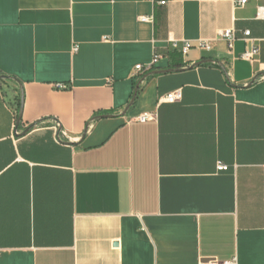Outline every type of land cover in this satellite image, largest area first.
<instances>
[{
    "label": "crops",
    "instance_id": "obj_1",
    "mask_svg": "<svg viewBox=\"0 0 264 264\" xmlns=\"http://www.w3.org/2000/svg\"><path fill=\"white\" fill-rule=\"evenodd\" d=\"M238 1L0 0V264H264V0Z\"/></svg>",
    "mask_w": 264,
    "mask_h": 264
},
{
    "label": "built area",
    "instance_id": "obj_2",
    "mask_svg": "<svg viewBox=\"0 0 264 264\" xmlns=\"http://www.w3.org/2000/svg\"><path fill=\"white\" fill-rule=\"evenodd\" d=\"M247 0H241L237 2V5L239 6H244L246 5ZM162 5H165L164 2L161 3ZM259 17H264V9H260L259 11ZM144 22L150 21L151 19L149 17H143L141 19ZM246 35H248V33H246ZM222 38L228 43V46L230 49L233 48V43L235 41V36L233 34L232 31H226L223 35ZM172 48L173 50L178 51L182 56H186L188 55V53L192 50V49H197L199 51H210L212 49L211 45L209 43H207L206 41H197L196 43L190 42V41H185L182 44H179L177 42H173L172 43ZM260 49L253 47L252 49H247L243 55L241 56V58L245 61L248 62H253L255 60V58L257 57V55L259 54ZM159 56H154V60H153V64L150 68H153V66L158 62L159 60ZM137 75L138 73L143 71V67L142 66H137L135 68ZM136 75V76H137ZM58 88L61 89H66V86L64 85H59ZM182 91L181 90H176L173 91L169 94H167L164 98L163 101L165 103H176L182 100ZM157 118V114L156 113H152V112H148V113H143L142 115L136 117L135 121L139 122V123H147V122H152L155 121ZM55 129L57 131L60 130V124L59 123H55ZM66 137V134L63 133L62 131L59 132L58 134V139L62 140L63 138ZM219 170L221 171H226L227 168L225 166H220ZM207 264H238L237 259H232L230 261H225V262H218V261H210Z\"/></svg>",
    "mask_w": 264,
    "mask_h": 264
},
{
    "label": "water",
    "instance_id": "obj_3",
    "mask_svg": "<svg viewBox=\"0 0 264 264\" xmlns=\"http://www.w3.org/2000/svg\"><path fill=\"white\" fill-rule=\"evenodd\" d=\"M206 62H209V61H201V62H199V63H196L195 65H193V68L194 67H198L199 65H201V64H204V63H206ZM172 70H169V71H161V72H156L155 74H161V73H166V72H171ZM6 77H3V76H0V79H5ZM135 98H136V96L133 98V100H132V102H131V105L130 106H132L133 104H134V102H135ZM23 103H24V98H23V96H22V99H21V104H22V106H23ZM128 110V109H127ZM21 119H22V114L20 113V116H19V119H18V122H17V125H19V123L21 122Z\"/></svg>",
    "mask_w": 264,
    "mask_h": 264
},
{
    "label": "trees",
    "instance_id": "obj_4",
    "mask_svg": "<svg viewBox=\"0 0 264 264\" xmlns=\"http://www.w3.org/2000/svg\"><path fill=\"white\" fill-rule=\"evenodd\" d=\"M143 77H144V76H143ZM6 78H7V77H6ZM145 79H146V77H145ZM145 79H139L140 82H139L138 85H137L136 92L138 91L139 86H140V84L142 83V81H144ZM19 106H20V104H19Z\"/></svg>",
    "mask_w": 264,
    "mask_h": 264
}]
</instances>
